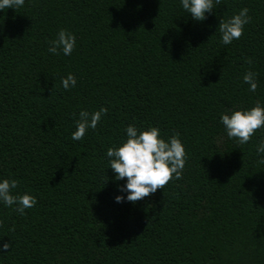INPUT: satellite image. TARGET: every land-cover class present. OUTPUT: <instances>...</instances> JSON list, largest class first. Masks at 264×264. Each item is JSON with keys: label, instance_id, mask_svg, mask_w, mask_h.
<instances>
[{"label": "trees", "instance_id": "trees-1", "mask_svg": "<svg viewBox=\"0 0 264 264\" xmlns=\"http://www.w3.org/2000/svg\"><path fill=\"white\" fill-rule=\"evenodd\" d=\"M243 8L242 37L222 44L220 20ZM205 15L181 0L0 10V181L37 199L24 215L0 202V264H264V128L240 145L220 120L264 106V0H222ZM61 29L76 37L70 56L48 51ZM102 107L96 129L73 140L80 111ZM133 124L166 141L179 133L187 154L180 180L135 203L106 155Z\"/></svg>", "mask_w": 264, "mask_h": 264}, {"label": "clouds", "instance_id": "clouds-1", "mask_svg": "<svg viewBox=\"0 0 264 264\" xmlns=\"http://www.w3.org/2000/svg\"><path fill=\"white\" fill-rule=\"evenodd\" d=\"M222 3V0H181L182 8L190 13L197 21L206 19V13H211L215 6ZM25 0H0V10L8 8L17 9L24 6ZM249 9L243 8L238 14L231 18L221 19L218 30L221 33V43L231 44L233 40H239L244 33V26L248 24L251 17L248 15ZM48 51L54 55L63 54L70 56L76 46V37L66 29H61L57 38L49 42ZM251 64V58L247 59ZM257 73L249 70L243 76L244 83L248 84L249 91L255 92L257 84ZM64 89H69L76 85V78L69 74L67 78H61ZM108 113L107 108H100L98 111L89 112L81 110L79 119L76 121V131L72 133V139L79 141L85 136L88 129H96L102 116ZM221 123L229 139H235L238 144H247L254 134L264 128V106L259 101L250 109L231 110L230 114L222 113ZM127 139L119 147H109L107 157L112 171L116 174V180H127L126 186L121 190L126 191L127 200L137 202L158 189L164 187L173 179L182 178L183 169L187 160L185 147L179 139V133H175L166 141L161 138L158 127L149 126L146 130H138L137 127L129 125L126 129ZM257 154H264V140L256 147ZM264 163V159L260 160ZM108 179L106 180V182ZM19 181L16 179H4L0 181V202L11 207L16 205L15 211L24 215L26 209H30L37 204L36 197L24 193L13 194L17 189ZM117 202L124 198L117 196ZM2 224V222H0ZM9 244L2 246L3 251L9 248Z\"/></svg>", "mask_w": 264, "mask_h": 264}]
</instances>
